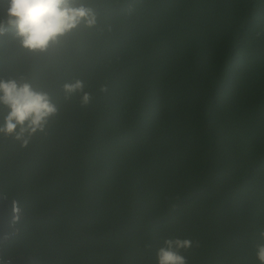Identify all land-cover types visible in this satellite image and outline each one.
I'll use <instances>...</instances> for the list:
<instances>
[{
    "label": "trees",
    "instance_id": "1",
    "mask_svg": "<svg viewBox=\"0 0 264 264\" xmlns=\"http://www.w3.org/2000/svg\"><path fill=\"white\" fill-rule=\"evenodd\" d=\"M135 1L104 0L103 30L35 69L60 111L27 148L0 136V192L23 214L3 252L39 264H156L163 239L179 236L194 242L189 264H258L264 161L248 143H264V0ZM123 18L125 32L108 30ZM11 57L0 47V76L12 73ZM74 76L92 86L86 107L64 99L61 85ZM173 77L194 100L169 128L155 95ZM191 79L204 88L198 102ZM226 106L241 111L236 125L251 127L232 139L238 149L218 136L234 130L226 119L210 122ZM234 163L246 190L229 175Z\"/></svg>",
    "mask_w": 264,
    "mask_h": 264
},
{
    "label": "clouds",
    "instance_id": "2",
    "mask_svg": "<svg viewBox=\"0 0 264 264\" xmlns=\"http://www.w3.org/2000/svg\"><path fill=\"white\" fill-rule=\"evenodd\" d=\"M103 2L0 0V37L5 38L0 47L12 52L9 59L12 73L0 76V108L4 109L0 136L27 148L33 139L48 134L60 109L48 90L50 84L44 80L34 82V71L41 61L47 66L51 54L64 49L70 41L93 30L102 31L98 6ZM107 28L111 30V25ZM61 88L66 101L78 96L81 107L92 102V86L81 76L65 80ZM98 90L107 94L110 86L101 83ZM160 93L169 97L171 105L185 95V88L164 81L157 89L155 103ZM260 158L264 161V156ZM257 237L254 256L258 264H264V226L257 229ZM193 244L190 237H165L156 249V264H189L185 253Z\"/></svg>",
    "mask_w": 264,
    "mask_h": 264
},
{
    "label": "bare ground",
    "instance_id": "3",
    "mask_svg": "<svg viewBox=\"0 0 264 264\" xmlns=\"http://www.w3.org/2000/svg\"><path fill=\"white\" fill-rule=\"evenodd\" d=\"M133 3H134V6L136 8V1L135 0H131ZM111 17L109 15H105L103 18H102V21H101V26L111 20L110 19ZM128 22L123 18L121 19V25L120 26H116L114 27L113 25H111V29L115 32H125L124 31V27L128 26ZM131 30V29H130ZM128 35L130 34V31H127L126 32ZM193 84L197 87L198 89V95L196 96L195 100L196 102H198L200 99H202V97L204 96V88L201 87V85L195 80V79H191ZM168 84H175L177 85L178 87H181L183 85H185V81L183 79H181L180 77H173L171 78V80H167L166 81ZM161 89V88H160ZM194 100V97L193 95H189V94H185L182 101L178 100L177 103L175 104H169V97L168 96H162V93H160V95L158 97H156V103H155V107L157 106L159 108V113L161 114H166V119L164 120L165 121V126L171 128L172 126V118L175 117V116H180V115H183V114H188V112L190 111V105H191V102ZM174 106L177 107L178 110H180L181 108H185V113H180V112H174L173 111V108ZM229 106H226V110H221L219 109L213 116H212V119H211V123L214 122L215 120H217L218 118L220 119H226L228 124L230 126H233L234 130H229L228 132H223V133H219L218 131L213 133V132H207V131H203L207 134H212L213 138L215 137V135L218 134V136H222V138L230 145L234 146L236 149L237 146L232 144V139H234L236 142L237 138H238V132H242V131H249L251 127H242L241 125H236V123H241L243 122V119L241 117V111L240 110H229ZM206 122V121H205ZM201 130H203V124L202 126L200 127ZM233 131V132H231ZM262 144L264 143H258V142H255V140H252V142H249L248 143V146H251V149H253L255 151L256 154L252 155V156H260V157H263L264 156V152L262 151L263 149V146ZM251 157V156H249ZM231 167H233L235 169V171L233 173H229L230 177H233L236 179V186H242L244 185V190H246V187H245V184H243V182H241V177L239 178H236L235 176H239L238 174V170L240 168V163H234L233 165H231ZM219 174V173H217ZM242 174V172L240 173ZM260 179V177H258ZM0 194H3L4 197H6L5 199H14L15 201V205L17 207V209H20L21 208L19 207L18 205V200L15 199V198H9L8 194H5V193H1ZM252 199L254 200H260L261 198L259 197H255L253 198L251 196ZM22 210H21V216L19 217V220L21 219L22 217ZM18 220V221H19ZM55 231H56V228H55ZM11 237V236H10ZM10 239V238H9ZM8 239V240H9ZM6 240V241H8ZM2 242L0 244V249L1 251L3 252V244L6 242ZM60 247H67L68 249H70V251L72 252H75L74 254L76 255H79L78 254V245H74L73 248H69L67 246V244L65 243V241H63V243L60 245ZM15 255V254H14ZM14 255H2L3 258H7V257H10V256H14Z\"/></svg>",
    "mask_w": 264,
    "mask_h": 264
},
{
    "label": "water",
    "instance_id": "4",
    "mask_svg": "<svg viewBox=\"0 0 264 264\" xmlns=\"http://www.w3.org/2000/svg\"><path fill=\"white\" fill-rule=\"evenodd\" d=\"M5 198L3 194H0V244L20 232L18 220L21 210L17 209L14 199ZM0 264H39V261L26 252L4 259L0 249Z\"/></svg>",
    "mask_w": 264,
    "mask_h": 264
},
{
    "label": "flooded vegetation",
    "instance_id": "5",
    "mask_svg": "<svg viewBox=\"0 0 264 264\" xmlns=\"http://www.w3.org/2000/svg\"><path fill=\"white\" fill-rule=\"evenodd\" d=\"M1 253H2V255H5V252H2V251H1Z\"/></svg>",
    "mask_w": 264,
    "mask_h": 264
},
{
    "label": "rangeland",
    "instance_id": "6",
    "mask_svg": "<svg viewBox=\"0 0 264 264\" xmlns=\"http://www.w3.org/2000/svg\"><path fill=\"white\" fill-rule=\"evenodd\" d=\"M263 52H264V50H263Z\"/></svg>",
    "mask_w": 264,
    "mask_h": 264
}]
</instances>
